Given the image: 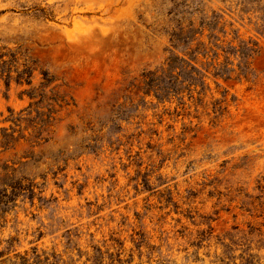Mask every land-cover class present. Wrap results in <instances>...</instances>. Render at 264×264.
Returning a JSON list of instances; mask_svg holds the SVG:
<instances>
[{
	"label": "rangeland",
	"instance_id": "1",
	"mask_svg": "<svg viewBox=\"0 0 264 264\" xmlns=\"http://www.w3.org/2000/svg\"><path fill=\"white\" fill-rule=\"evenodd\" d=\"M222 1L0 0V51L34 70L32 87L0 82V175L36 186L0 208V263L264 264V17ZM187 12L257 44L248 78L231 57L232 79L209 76L201 97L141 99L130 83L165 64ZM41 71L52 115L25 94Z\"/></svg>",
	"mask_w": 264,
	"mask_h": 264
},
{
	"label": "trees",
	"instance_id": "2",
	"mask_svg": "<svg viewBox=\"0 0 264 264\" xmlns=\"http://www.w3.org/2000/svg\"><path fill=\"white\" fill-rule=\"evenodd\" d=\"M222 3H235L240 8L242 15H249L255 12H261L264 17L263 0H223ZM202 14V13H200ZM182 17L176 21V27L171 34L172 55L166 60L165 64L155 70L143 72L139 81L135 80L130 83L129 90H136L141 94V99H155L158 103L166 104L179 102L183 105L186 98L194 99L195 95H205L208 90L209 76L215 81H229L235 73V68L231 57L237 58L240 76L248 78L250 73V60L257 54V44L253 41H244L240 39L238 33L233 31L234 37L231 42H226L228 33L225 26L219 27L223 21V17L217 13H213V17L203 16L197 26L196 20L193 19L194 13H180ZM191 16L189 20H185V16ZM184 21V22H183ZM232 26V25H231ZM264 29V23L261 27ZM206 32L208 35L206 36ZM223 35V38L220 36ZM206 38L205 42L203 39ZM238 42V46H234ZM223 53L224 61H220V54ZM17 52H7L5 49L0 51V82L3 81L7 89H10L12 82L18 86L32 87L34 82V70L29 61H26L22 67H18ZM206 60L201 62L200 58ZM6 58L8 60H6ZM200 64V65H199ZM12 65L17 66L12 67ZM15 74V77L13 76ZM42 83L39 89H31L25 94L34 103V106L43 108L45 101H53L48 104L49 115L55 114L54 104H58L59 99L49 98L47 90L54 94L55 89L51 88L57 81L48 72L41 71ZM61 102H65L61 99ZM218 103V102H217ZM49 115H45L50 117ZM51 118V117H50ZM14 120V119H12ZM16 119L15 121H17ZM12 136L5 137L7 145ZM0 186V208L14 206L17 199L21 196H35L36 186L28 182L26 179H18L15 170L3 169ZM9 209V208H8ZM8 209H0V219L8 213ZM1 228V223H0ZM12 241H8V248L5 251L10 252ZM5 251L0 252V258L5 255ZM57 259L56 257L54 258ZM102 259L95 258V264H101ZM7 264H58L51 263L48 257L42 258L35 255L29 259L21 254H15V260H8ZM4 263V264H6ZM222 264H234L233 261ZM2 264V263H0ZM253 264V263H248Z\"/></svg>",
	"mask_w": 264,
	"mask_h": 264
}]
</instances>
